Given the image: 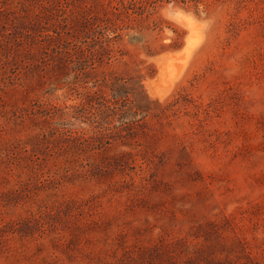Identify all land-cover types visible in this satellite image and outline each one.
<instances>
[{"label":"rangeland","instance_id":"374dc122","mask_svg":"<svg viewBox=\"0 0 264 264\" xmlns=\"http://www.w3.org/2000/svg\"><path fill=\"white\" fill-rule=\"evenodd\" d=\"M0 264H264V0H0Z\"/></svg>","mask_w":264,"mask_h":264},{"label":"bare ground","instance_id":"6f19581e","mask_svg":"<svg viewBox=\"0 0 264 264\" xmlns=\"http://www.w3.org/2000/svg\"><path fill=\"white\" fill-rule=\"evenodd\" d=\"M176 15H178V14H176ZM177 17H178V16H177ZM185 18H186V17H185ZM191 19H192V18L187 17V18H186V21L189 22V23H191ZM185 42H186V41H185ZM185 45H186V43H185ZM179 52H180V51H179ZM181 52H182V51H181ZM166 55H167V54H166ZM175 55H176V54H175ZM187 55H188V54H187ZM164 57H165V55H161V56H159V57L157 56V58H156L155 61H157L158 63H161V62L163 61ZM178 70H179V69H178ZM176 72H177V71H176ZM174 73H175V72H174ZM174 80H175V79H174ZM171 82H172V81H171ZM162 90H163V89H162ZM152 91H153V90H152ZM156 91H157V90H156ZM157 92H158V91H157ZM152 93H153V92H152ZM163 93H164V92H163ZM163 93H162V95H164ZM165 93H166V92H165ZM150 94H151V93H150ZM153 94H154V93H153ZM158 94H159V92H158ZM160 97H161V96H160Z\"/></svg>","mask_w":264,"mask_h":264}]
</instances>
